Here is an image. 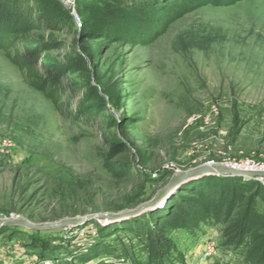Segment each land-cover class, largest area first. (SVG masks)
Wrapping results in <instances>:
<instances>
[{"label":"rangeland","instance_id":"374dc122","mask_svg":"<svg viewBox=\"0 0 264 264\" xmlns=\"http://www.w3.org/2000/svg\"><path fill=\"white\" fill-rule=\"evenodd\" d=\"M31 1L33 19L56 21L27 33L31 46L42 44L27 57L41 78L58 81L61 110L45 87L25 82L0 39V137L10 141L0 150V218L39 223L117 212L196 165L264 162V0L196 6L152 42L145 39L154 25L129 22L113 2L91 5L108 15L89 23L79 13L83 0ZM15 24L28 25L9 17L0 27ZM207 175L113 222L0 227V264H254L223 236L247 205L264 216V189L253 182L233 210L207 208L197 224L169 231L172 251L147 256L139 234L147 215ZM101 247L108 256L81 259Z\"/></svg>","mask_w":264,"mask_h":264},{"label":"trees","instance_id":"16d2710c","mask_svg":"<svg viewBox=\"0 0 264 264\" xmlns=\"http://www.w3.org/2000/svg\"><path fill=\"white\" fill-rule=\"evenodd\" d=\"M234 1L237 0H83L85 5L79 8V13L89 17L88 22L92 23L97 16L108 14H106V7L97 8L91 5L98 2L107 5L113 2L114 9L126 15L129 22L144 18L145 21L154 25V34L146 36L145 39L146 42H152L166 32L174 18L194 7L206 3L227 4ZM31 2V0H0V24L6 22L9 17L26 20L28 24L0 27L1 44L9 58L19 66L25 82L32 87H45L43 90L45 94L61 110L58 81L49 77L41 78L35 65L31 63V58L27 57L30 56L31 49L37 51L42 45L37 43L31 46L34 42L27 38V33L32 29L42 30L44 27L41 26L48 24L56 26V21L33 19L35 5H31ZM96 12L98 13L95 14ZM127 29L128 26L124 27V30ZM249 180L252 181H246L237 176L210 174L192 184L181 186L159 214L147 215L145 225L139 230V234L146 242L147 256L160 260L172 251L174 246L168 236L169 231L175 227L197 224V220L202 219L207 208L216 206L217 209L233 210L239 192L245 189L248 183L253 182L256 187L264 189L258 180ZM242 215L224 231L225 242L236 248L243 246L246 249L248 262L264 264V216L255 213L250 205L246 206ZM256 224H259L261 229H254ZM104 253L106 251L102 247L92 249L81 256V259L88 261L108 256ZM99 263L107 264L102 259Z\"/></svg>","mask_w":264,"mask_h":264},{"label":"water","instance_id":"95a60500","mask_svg":"<svg viewBox=\"0 0 264 264\" xmlns=\"http://www.w3.org/2000/svg\"><path fill=\"white\" fill-rule=\"evenodd\" d=\"M204 174H224L236 175L248 179L264 178V170H243L231 167L229 165L218 163L209 164L203 163L194 167L182 170L175 173L172 179L165 185L163 189L158 191L151 199L140 203L134 208L121 210L117 212H97L85 215H78L74 217L65 218L54 222H32L26 218L4 217L0 218V227L4 226H19L27 227L34 230L49 229V228H67L76 227L85 222L96 221L100 223L113 222L125 217H130L141 213L142 211L151 208L158 204L161 198L169 195L172 190L182 182L195 178Z\"/></svg>","mask_w":264,"mask_h":264},{"label":"built area","instance_id":"2783aa9c","mask_svg":"<svg viewBox=\"0 0 264 264\" xmlns=\"http://www.w3.org/2000/svg\"><path fill=\"white\" fill-rule=\"evenodd\" d=\"M68 2L70 3V0ZM73 17L75 19V23L80 24V17L75 10H73ZM9 145H10V141L8 139L0 137V150H3L5 147ZM219 163H223L231 167L243 169V170H264L263 161L254 160L251 158H246L239 161L232 160L229 162H219ZM212 164H218V162L217 163L212 162ZM256 180H258L264 186V178L261 177ZM207 248H208V252H210L211 247H207Z\"/></svg>","mask_w":264,"mask_h":264}]
</instances>
